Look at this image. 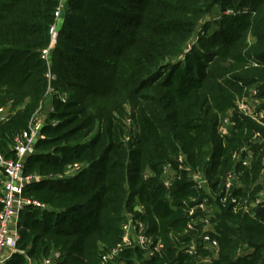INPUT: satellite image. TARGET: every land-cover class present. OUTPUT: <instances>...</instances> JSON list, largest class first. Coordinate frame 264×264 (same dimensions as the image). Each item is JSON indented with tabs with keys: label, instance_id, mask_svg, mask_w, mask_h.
Returning a JSON list of instances; mask_svg holds the SVG:
<instances>
[{
	"label": "trees",
	"instance_id": "obj_1",
	"mask_svg": "<svg viewBox=\"0 0 264 264\" xmlns=\"http://www.w3.org/2000/svg\"><path fill=\"white\" fill-rule=\"evenodd\" d=\"M60 1L0 0V106L9 111L0 154L14 158V136L40 106L46 114L44 138L23 167L40 180L23 194L47 208L19 213L17 247L25 253L4 264L40 263L54 251L53 264H99L100 245L123 240L127 212L164 250L140 261L141 250L124 249V264H264V127L236 106L254 87L264 109V0H63L53 91L45 96L40 50ZM210 13L218 15L215 27L204 24L185 52ZM230 112L223 135L218 128ZM74 163L79 169L67 175ZM167 164L175 172L169 187L161 179ZM193 172L208 185L198 187ZM230 172L239 187L228 184ZM203 200L218 241L205 262L210 253L199 244L195 255L182 251L199 242L201 228L186 226L188 210Z\"/></svg>",
	"mask_w": 264,
	"mask_h": 264
},
{
	"label": "built area",
	"instance_id": "obj_2",
	"mask_svg": "<svg viewBox=\"0 0 264 264\" xmlns=\"http://www.w3.org/2000/svg\"><path fill=\"white\" fill-rule=\"evenodd\" d=\"M63 9V0L60 1L54 11V22L49 26V42L46 47L40 50V57L45 61L47 69L45 77L47 79V91L46 95H49L53 91L51 82L55 79V74L51 70V52L55 47L58 25L60 22L61 11ZM231 10L224 11V13H231ZM257 90L252 87L247 95L243 96L236 101V106L240 113L249 116L253 120L257 121L264 127V109L258 108L259 101L256 97ZM53 108L51 107L50 111ZM230 112L226 114L219 125L218 131L225 135L227 134V127L231 123ZM9 111L5 106H0V123L7 120ZM46 124V114L42 112L41 106L30 117L27 125V130L21 134L15 135L10 145V150L14 153V158H6L0 154V264H4L15 253L24 254L25 252L19 250L17 247V241L19 239L18 234V220L19 213L25 208H38L45 209L47 205L40 202L37 199L27 197L23 194L26 185L34 180H40L39 176L24 173V161L26 156L35 152L34 145L36 141L44 138L42 134V128ZM259 134H255V138L258 139ZM246 149V148H244ZM247 150V149H246ZM247 156L244 157L242 163L249 165L251 161L252 152L247 150ZM232 158H240L239 153L234 152ZM178 161H182V157L178 156ZM80 165L74 163L68 170L67 175H73ZM260 177L264 179V147H263V160L260 170ZM163 178V179H162ZM175 178V172L173 168L167 164L163 167L162 181L164 186L169 187L173 183ZM192 180L200 188L208 185L207 179L199 172H193L191 174ZM226 180L229 183H236V187L240 186V181L234 172L227 174ZM232 202H235L232 199ZM260 202L257 198L252 204L251 208ZM243 211H249L247 205H241ZM238 206H235L237 209ZM196 210H200L201 214L195 217ZM134 211H141V206L134 208ZM189 221L187 222L186 230L193 231L197 227L201 228L199 235V242L196 240L185 245L182 251L188 255H195L197 253L198 244L210 255L205 256L203 261H209L216 257L218 241L211 234L214 231V224L212 221V208L206 203L205 200L196 204L188 210ZM123 231V240L114 246L107 247L104 244L100 245V261L99 264H124L123 261H118L119 254L128 248H137L143 252L142 258L149 259L156 255H160L164 250L163 243L158 240H153L148 233V228L135 213L127 212L125 215V221L121 225ZM59 257V252L54 251L49 257L44 258L40 263L28 260L29 264H53ZM136 264H140L138 260H135Z\"/></svg>",
	"mask_w": 264,
	"mask_h": 264
},
{
	"label": "rangeland",
	"instance_id": "obj_3",
	"mask_svg": "<svg viewBox=\"0 0 264 264\" xmlns=\"http://www.w3.org/2000/svg\"><path fill=\"white\" fill-rule=\"evenodd\" d=\"M217 17H218L217 13H210V14H207L205 17H203V19L199 23L198 27L194 31L190 41L187 43L186 48H185V52L189 51L191 49L192 45H194L197 42L198 36H199V32L202 29L204 24H206V23L210 24L211 28L215 27V22L218 21ZM44 111L42 110L43 113H44ZM123 134H122L121 137H123ZM126 135L123 137V139H125V141H127L129 139V136L128 135L126 136ZM35 176H37V174H35Z\"/></svg>",
	"mask_w": 264,
	"mask_h": 264
}]
</instances>
